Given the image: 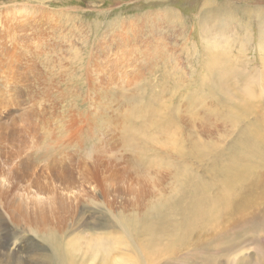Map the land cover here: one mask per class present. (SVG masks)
Wrapping results in <instances>:
<instances>
[{
    "label": "rangeland",
    "instance_id": "obj_1",
    "mask_svg": "<svg viewBox=\"0 0 264 264\" xmlns=\"http://www.w3.org/2000/svg\"><path fill=\"white\" fill-rule=\"evenodd\" d=\"M17 40L24 46L15 47ZM215 61L264 80V0H0V110L9 116L4 121L11 134L16 131L11 138L20 137L11 151H27L39 167L47 158L71 159L80 171L74 187L79 183L84 198L51 240L40 230L28 232L15 215L13 237L24 241L31 258L46 250L45 261L61 264L57 258L65 247L84 246L94 236L93 241L106 239L113 258L126 250L135 264H264V157L249 158L253 176L240 184L242 191L238 185L224 196L227 178L221 172L230 167L225 155L242 137L244 123L259 125L254 114L264 116V97L233 109L234 99L215 91L221 73ZM243 78L230 81L240 86ZM181 109L182 117L176 115ZM168 111L164 122L182 129L177 150H162L156 142L163 129L154 116ZM193 115L208 121L206 128L199 123L201 135L181 126ZM198 135L202 155L194 150ZM6 149L0 138V165L10 169L13 158ZM156 154L167 170L152 176L155 185H147L142 202L124 194L125 182L120 190L111 182L102 195L82 180V164L95 172L97 163L118 171ZM91 155L97 156L94 162ZM22 178L10 200L19 199L30 182L35 186L34 178ZM5 202L0 195V204ZM1 235H10L0 233L4 246ZM149 238L157 242L147 245ZM96 257L86 263L104 264Z\"/></svg>",
    "mask_w": 264,
    "mask_h": 264
},
{
    "label": "bare ground",
    "instance_id": "obj_2",
    "mask_svg": "<svg viewBox=\"0 0 264 264\" xmlns=\"http://www.w3.org/2000/svg\"><path fill=\"white\" fill-rule=\"evenodd\" d=\"M21 9H23V8H21ZM11 20H12V18H11ZM1 21H2V19H1ZM9 23H10V21H9ZM205 24L206 23H204V25ZM11 29H10V31H11ZM7 31H8V29H7ZM21 36H23V35H21ZM14 45H15V47H18L19 45L24 46L23 42L21 40H17ZM15 47H12V48L14 49ZM210 56H212V55H210ZM216 56H218V54H216ZM225 56H226V54H225ZM211 59H212V57H211ZM215 62H217L219 64V67L221 69V73H220V77H219L220 81L218 84L215 83V85H214L215 86L214 88L216 89L215 91H217L219 93L222 92L225 95L226 99L229 101L234 99L233 101H235V105H234L233 109L237 108L236 107L237 105H242L244 108H249L248 106L250 104H252L253 101L263 99V97H264V80H263V76L260 73L259 74L258 73H249L246 70V68L245 69L239 68V70H238L236 68H233L234 66L233 67L230 66L229 62H228L229 64H227V62L226 63H223L220 61H215ZM210 63H212V65L214 64V62H210ZM113 64H111V65L114 66ZM218 64L217 65L215 64V65L218 66ZM111 65H110V67H111ZM119 66H121V65H119ZM110 67H109V69H110ZM112 71H116V73L118 72L115 69H112L111 72ZM236 75L240 76V78L244 77L243 78L244 81L240 86H236L239 84L234 85L233 84L234 81H230V80H233L236 77ZM111 77H112V81L115 80V78L113 79L112 75H111ZM6 79H8V78H5V80ZM16 80H18V79H16ZM8 81H10V80L8 79ZM117 82H119V80ZM19 84H21V83H19ZM235 99H237V100H235ZM189 111H184V112L189 113ZM168 113H169V111L164 115H159V113L158 114L156 113L159 116L158 117L154 116L155 122H157L156 124L160 128L163 129L162 132H160L161 134H163V136L161 138H157V141H156V137L155 138L152 137L153 139L152 138L151 139L155 140L156 142H159L158 144H160V147L162 148V150H171L174 148L177 150V147H178L177 143H178V139H179L178 136H179V132H181L182 129L180 128V126L177 122H176V125L178 126V129H179L178 131L173 126L169 127L170 124L168 125L166 123L169 121V119H167L168 118L167 116H169ZM182 113H183V111L181 109V110L176 112V115L182 117V116H184V115H182ZM193 117L192 118L190 117L191 118V119L189 118L190 120L189 119L184 120V121H187L188 123L186 122L184 124V122H183L182 124L181 123L180 124H181V126H187V127L191 128L192 129V135H193V133H195V134L199 133L200 134L201 133L200 131L202 129L206 128V126L208 125L207 124L208 121L203 122L206 120H204V119L201 120L200 117L198 119L194 115H193ZM254 117L259 120V125L256 128H252L254 126H251V121L248 119L244 123V128L242 129L243 130V133L241 135L242 137L239 138L238 141H235V143L233 144L234 145L233 148H231V146H230V148L228 149V153H226V155H225V157H226L225 160H227L229 163L231 161V164H230V167H228V169H224V168L221 169V172L227 178V180L224 182L225 187H227V191H226V194H224V196L232 194L231 191L232 192L236 191L235 187H237L238 185H239L238 187L240 188V186H241L240 184H242L241 187H243L244 184H246L249 181V179L252 178V176H253L252 175V169L247 166V165H249V158H251L252 156L264 157V116H262L259 112H257L256 114H254ZM5 118H9L6 111L3 112V110H0V129L2 131H4V124L6 125V135L4 136L3 135L4 132H2V133H0V138H1L2 143L7 147L6 151L7 150L11 151V149L14 150V148H16V146L13 143H15V141H16V143H19V141H17V140H20L19 139L20 137L17 135L16 138H11L14 134H16V131L11 129V130H13L12 134L14 133L13 135L11 134L9 127H8L10 125H8L7 121H4ZM165 119H166V122H164ZM170 122L172 124L171 120H170ZM201 122L204 125V128H202L203 125L201 127H199L200 126L199 123H201ZM186 124H190V126H188ZM159 127H157V128H159ZM153 130H154V128H153ZM146 136H147V131H146ZM143 138H145V135ZM9 142H12L11 148L9 147ZM201 142H202V140H201L200 136L198 135L197 138L195 139V142H194V144H195L194 150H195V152L198 153V155H202V149L205 148V146L201 145ZM19 144L17 146H19ZM179 144H181V143H179ZM151 147H152V145H151ZM6 151H4V153ZM13 152H15V151H11V153H9L7 155L8 158H10V157L13 158V160H11V163L13 162V164H14L12 168H10V169L4 168V167H6V166H4V167L2 166L4 164L0 165V167L2 166L0 169V171H1V173H0V187L3 190L2 192H0V195H1V197H3L6 200L5 204H2V203L0 204V233L10 235V237H7L5 235H1L2 237H4L5 244L3 246L0 243V264L1 263H5V264H49V262L45 261L46 260V258L44 257L45 255L41 254V252L43 253V251H46V250H41V251H38L37 253L35 252L36 255L34 256V258L33 257L31 258L30 254L28 255V253H26V250L24 249V247L22 248V246H21L22 242H24V241H22V239H18V238L13 237L15 234L17 235V233L15 232L16 229L14 228L15 224H16L15 215L20 214L21 218L23 219V221L25 223L23 227H26V229L29 227L28 229H30V230H28V232L34 234L35 232L40 230V231H42V233L44 234L46 239L49 238V240H51L50 237L53 238L52 236H53V232H55V229L62 231V229H63L62 227H63L64 223L67 221V219L69 218V216L75 212L77 213L76 210L79 208L80 205H82L84 203V198H82L83 196L81 194V191L80 192L78 191V189L80 188V187L78 188L79 183L77 185V182H76L77 186L74 187V184H75L74 179L76 178V176L79 175V174L77 175V173L80 171L76 172V170H77L75 168L76 166L72 163L71 159H64V160L61 159V161H60V160H54L53 158H51L52 160L47 158L43 164H39L40 166L42 165L41 167H39V166H36L37 164H35L36 162H34L33 157L28 156L27 151L23 152L24 154H22V152H19V153H17V156H16V154H13ZM25 153H27V154H25ZM139 155H141V154H139ZM193 155H195V154H193ZM142 156H143V153H142ZM216 157H217V159L222 160V158H221L222 156L220 154L217 155ZM90 158L94 162L95 159H97V156L91 155ZM236 161H239L238 167L236 166ZM94 164H96V162ZM131 164H132V162H131ZM82 165L83 166L85 165L84 167L86 169V170H83L84 169L83 168L82 169L83 171H81L82 172V180L84 181V183L87 184L86 188L89 191L100 192V194L103 195V194H107L109 192V189L112 188L113 185L111 184V182L118 183L119 190L121 188L120 184H122V182H125L126 188L125 187H124L125 189L121 188V190L124 191V194L129 196L130 201L133 203H134L135 199H136V201L142 202L141 197L144 196V194H146L147 185L151 184L150 182H153V185L151 184L152 187L155 185L154 178L152 176H155L156 178H158V173H160L163 170V168L166 169L165 168V166H166L165 160H163L158 155L155 157V160L147 159L146 161H144L143 159H141L139 161V163L136 164V166L126 164V165H124V167L122 169H120L118 171L115 170L113 165H110V166L105 165L104 166L102 164L97 163L96 167L100 168V171H97V172H95V170L92 169V167H90L88 164H82ZM223 166H225V165L223 164ZM166 170H164L163 172H165ZM80 175H81V173H80ZM21 176L22 177L25 176L27 178L30 177V178H28V180L34 178L33 182H34L35 186L31 182L30 183L26 182L27 184L29 183V186L26 187L27 189L24 190L26 192L24 194H20V195L17 194L19 196V199H16V197L14 196L13 200H10V195L14 191V189L16 188V186L18 184L16 181L18 179L20 181H22ZM35 177H37L39 179H35ZM79 179H80V177H79ZM71 181H73V182H71ZM126 181H127V183H126ZM79 182H82V181L80 180ZM123 185H124V183H123ZM82 186H81V188H82ZM246 189H248V188H246ZM239 190L242 191L241 188ZM110 193H113V192H110ZM255 193H257V192L255 191ZM259 193H260V191H259ZM94 194H93V196H94ZM121 195H123V194H121ZM255 195H257V194H255ZM86 197H87V195H86ZM95 199L98 200L97 197H95ZM130 201H128L127 203H129ZM164 215L165 214H162L161 219L165 217ZM71 220H70V222H71ZM8 221H9V223H7ZM160 221H162V220H160ZM163 223H165V222H163ZM166 223H167V221H166ZM161 225H158V227H159L158 229H164L163 226H161ZM145 227L148 231H150V232L153 231L151 225H146ZM84 231H85V229H84ZM86 233H87V231H86ZM28 238H29L28 239L29 241L33 240L31 238V236ZM93 238H95V237L91 236V239L88 240L89 242L85 243L84 246H82L83 244L77 243V244H71V245L65 247L64 248L65 253H60L59 257L57 258V261L62 262L61 264H88L86 262L89 259L91 260L92 256L93 257L99 256L101 259L104 260V264H135V261H132L130 259V257L128 256L129 251L125 250L123 252L122 256L113 258V256H115V255H113V251H110V249H112V250H114V249L104 243V241L106 239L102 242V240L101 241H93L92 240ZM150 240L155 241L157 239H154V238L150 239L149 238L147 241V243H148L147 245H150ZM155 242H157V241H155ZM64 245H66V244H64ZM21 249H23L25 251V253H24V254H26V255H24L25 257L20 256V253L22 251ZM28 249H31V248H28ZM43 249H44V247H43ZM118 250H119V248H118ZM115 251H116V249H115ZM82 256L84 258H82ZM89 257H91V258H89ZM132 257H133V255H132ZM141 258H143V256H141ZM78 259H80V260L78 261ZM54 264H57V263H54Z\"/></svg>",
    "mask_w": 264,
    "mask_h": 264
}]
</instances>
